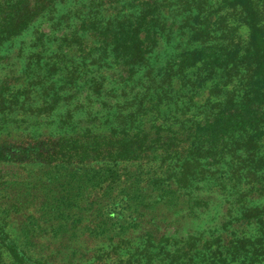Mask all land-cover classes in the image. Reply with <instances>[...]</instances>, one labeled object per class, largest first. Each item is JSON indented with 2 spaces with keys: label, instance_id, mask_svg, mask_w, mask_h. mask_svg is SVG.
Segmentation results:
<instances>
[{
  "label": "rangeland",
  "instance_id": "1",
  "mask_svg": "<svg viewBox=\"0 0 264 264\" xmlns=\"http://www.w3.org/2000/svg\"><path fill=\"white\" fill-rule=\"evenodd\" d=\"M198 1L201 0H190ZM221 1L208 0L210 9L206 15L217 10ZM160 2L162 7L166 4L162 10L165 32L148 65L140 68L132 79H128L109 54L99 51L85 59L82 48L74 42L76 34L81 35V20L88 17L108 20L109 14L99 0L94 4L88 0L59 4L53 11L37 17L21 35L3 44L0 87L8 92L5 106L0 110V143L7 142V148L18 155L29 153V148L34 147L29 144L30 138L75 135L88 128L108 133L119 126L176 132L208 119L215 101L212 92L223 82L221 78H210L200 68L183 75L176 73L180 56L198 46L190 39V28L186 26V18L192 13L193 20L196 10L185 12L184 0ZM226 13L230 17L218 11L211 17L218 23L228 17L224 24L229 32L236 29V33L232 40L224 41L241 47L247 41V31L238 15ZM215 29L219 37L222 31L218 24ZM89 46L88 43L84 48ZM261 153L264 156V141ZM245 158L228 157L216 174L213 172L190 190L178 189L168 182L170 168L163 164L130 165L125 169L130 178L121 186L105 190L111 199L104 201L113 210L128 195V201L134 203L125 214L135 216L115 215L111 223L119 221L121 226L115 227L114 232L108 227L94 232L78 225L67 234L70 247L62 264H126L127 257L135 259L137 254L144 260L139 264H241L232 263L230 257V263L216 258V251L219 244L226 247L233 240H255L258 236L253 226H234L246 208H264V197L249 195V188L257 183L247 165L239 164ZM25 159L13 166L0 164V220L10 221L8 209L12 204L22 202L29 208L32 204L29 191L38 189V201L47 202L48 213V224L38 227L45 231L46 240L54 239L58 232L55 238L58 242L63 239L66 220L58 231L59 223L54 220L52 209L63 207L56 197L66 187L65 174L26 166ZM81 203L76 202V207ZM141 209H144L141 215L135 213ZM84 224L88 223L84 221ZM12 229L18 231L13 226ZM95 235L99 238H93ZM106 238H125L128 247L125 252L104 254L108 247ZM92 239L97 240L89 244ZM186 243L191 248L189 252L182 249ZM220 250L224 252V248ZM94 255L102 260L95 263ZM181 256L186 259L183 261Z\"/></svg>",
  "mask_w": 264,
  "mask_h": 264
},
{
  "label": "trees",
  "instance_id": "2",
  "mask_svg": "<svg viewBox=\"0 0 264 264\" xmlns=\"http://www.w3.org/2000/svg\"><path fill=\"white\" fill-rule=\"evenodd\" d=\"M67 1L1 0L0 47L21 35L37 17ZM96 1L88 0L91 4ZM99 1L109 14L108 20L97 17L81 20V35L77 33L74 42L82 48L85 59L92 58L99 51L109 54L128 79H132L140 68L148 65L151 53L165 32L162 10L166 4L162 7L161 0ZM184 1L185 12L196 10L193 20L192 13L186 18V26L190 28V39L198 46L180 56L176 73L183 75L200 68L210 78H221L223 82L212 92L215 101L210 117L176 132L119 126L108 133L88 128L75 135L30 138L29 144L34 147L29 148V153L18 155L7 148V142L0 143V164L13 166L26 157V166L62 171L67 181L60 198L56 197L63 202V207L52 209L54 220L59 223L58 231L66 220L63 239L55 241L58 232L54 239H45V231L38 226L48 224L47 202L38 201L40 191L31 189L29 208H25L22 202L12 204L8 209L10 221L0 220V264H62L70 247L67 234L78 225L94 232L102 227L114 232L115 227L121 226L119 221L111 223L115 215L126 217L129 205L134 202L128 201L127 195L109 210L104 200L109 202L111 198L105 195V190L127 182L130 175H126L125 169L133 164H163L170 168L168 182H173L178 189L190 190L196 183L207 180L213 172L216 174L221 162L228 157L245 156L239 164L247 165L250 176L257 183L249 188V195L264 197V156L261 153L264 141V0H222L217 10L208 15V0ZM215 11L229 14L228 11L241 18L247 31L244 45L234 46L224 41L232 40L236 29L229 32L224 24L230 14L219 23L215 22L211 17ZM215 24L222 31L219 37ZM88 43L90 46L85 49ZM87 50L91 56L87 55ZM95 89L100 91L99 86L95 85ZM6 90L0 87V110L5 106ZM154 183L160 185V182ZM78 201L82 203L76 207ZM143 212L141 209L135 213L141 215ZM134 216L131 213L127 217ZM11 226L18 231L11 230ZM234 226H253L258 236L255 240H233L226 247L219 244L216 258L228 263L230 257L232 263L263 264L264 260L260 258L264 259V208H246ZM18 232L26 234H16ZM93 238L99 237L95 235ZM97 239H92L89 244ZM106 242L108 247L104 254L125 252L128 247L125 238H106ZM222 248L224 252L220 250ZM182 249L189 252L191 248L186 243ZM93 259L95 263L102 260L96 255ZM180 259L184 261L186 258L181 256ZM140 261L144 260L137 254L135 259L127 257L126 264H139Z\"/></svg>",
  "mask_w": 264,
  "mask_h": 264
}]
</instances>
